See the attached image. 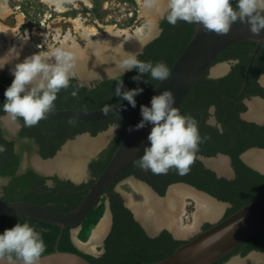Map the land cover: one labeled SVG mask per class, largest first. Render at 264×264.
Returning <instances> with one entry per match:
<instances>
[{
    "label": "trees",
    "instance_id": "1",
    "mask_svg": "<svg viewBox=\"0 0 264 264\" xmlns=\"http://www.w3.org/2000/svg\"><path fill=\"white\" fill-rule=\"evenodd\" d=\"M125 1L133 3V0ZM232 4L235 7V0H232ZM193 26L194 23H187L182 20H178L175 24H170L163 18L159 23V35L147 43L136 58L141 61H152L153 63L163 61L169 69L189 41L193 33ZM255 46L252 42H239L225 49L214 62L237 60V64L231 68L227 75L220 78L209 79L206 77L207 73L205 72L190 90L180 107L182 114H191L198 123L200 119L204 121L209 116L207 109L210 106L215 107V117L222 123V131L218 132L215 128L204 126L201 122L198 128L202 141L198 144L195 155L202 152L205 156H214L217 152H221L229 156L235 172L234 180L228 181L216 178L214 173L205 169L194 156L193 163L183 174L175 168H170L166 173L161 174H156L149 170L152 173L149 178L152 181L149 182L159 196H163L167 186L172 183L181 182L188 184L218 201L229 204L221 218L222 220L243 205L264 194V175L249 168L239 158V155L248 148H264V125L257 126L241 122L240 130L237 129L233 133L231 131L233 122L226 121V124L223 122L226 119L225 112L227 110H229V114L234 115L245 110L243 105L237 110L231 108L234 104H232V99H234L241 88V83L244 81L245 68ZM255 62L263 65L258 73H264V46L256 54L253 63ZM136 75H138L136 69L126 71L115 78L100 81L91 88L81 86L75 78H70L69 86L61 89L57 94V99L51 110L101 109L124 101L122 97L124 91L139 87L143 89L142 94H144L160 81L152 79L148 73L140 74L141 80L134 81L132 77ZM250 78L251 76L248 78V84ZM12 80L6 77L5 71L0 73V84L4 83L8 87ZM245 94L247 96L258 94L261 98L264 97V91L261 88L251 94L246 92ZM4 100V97H0V103H4ZM0 112L3 113L4 110L2 109ZM138 115L139 112H130L96 122H80L76 120L51 121L53 122L52 124L56 123L64 128V136L58 140L49 154H42V157H51L66 140L72 139L76 134L88 132L91 136H95L109 126H118L113 140L88 165L90 175L95 179ZM39 122L43 121L40 120ZM51 122L45 121L46 124ZM36 140L39 143H43L38 137ZM208 143L216 146L205 147L204 144ZM3 144L4 141L0 138V177L9 178V183L3 188L0 202L27 201L56 212H66L72 210L80 203L84 195L80 191L93 182L91 180L87 184L80 185L56 182L54 187L45 188V197H43L38 194L39 190L34 184L35 182H41L42 178L30 170L24 175L16 176L15 172L18 168L19 156L10 152V143H5L6 146ZM139 166L140 163L138 161L123 174L135 171ZM109 198L113 224L105 240L104 252L97 257L85 254L75 246L70 236V227L61 228L23 216H3L0 217V233L6 228L13 227L17 222L27 220L43 235L46 248L41 255L55 250L71 252L83 257L90 264H151L169 256L179 245L185 242L173 239L167 231H161L157 236L149 237L144 229L133 219L132 213L122 206L118 194L111 195ZM102 200L103 198L100 199L99 205L91 209L80 223L81 230L78 234L80 240H85V235L101 217L104 210ZM210 226L211 224H204L202 230ZM251 251L264 252V227L249 237L229 255L212 264H224L232 256L239 255L243 257Z\"/></svg>",
    "mask_w": 264,
    "mask_h": 264
},
{
    "label": "water",
    "instance_id": "2",
    "mask_svg": "<svg viewBox=\"0 0 264 264\" xmlns=\"http://www.w3.org/2000/svg\"><path fill=\"white\" fill-rule=\"evenodd\" d=\"M158 16H161V12L158 13ZM239 42H252L256 45L245 68L244 82L242 84V91L240 93L242 94L248 80V73L253 60L260 48L264 46V30H261L258 35L253 34L250 31V25L248 23H242L239 19H237V21L231 24V27L227 33L217 34L215 32L206 30L202 25L194 23L193 33L189 41L179 56L176 58L172 66L169 68V76L165 80L159 81L148 92L136 96L135 108L131 107L128 102L124 100L114 105L96 110L53 109L46 113L42 120H76L80 122H96L130 112H139L137 119L130 126L131 128L135 129V125H137L142 119L140 115V106L146 105L150 107L151 98L154 95L161 94L164 90H170L172 92L174 98V103L172 106L181 112L180 107L184 99L205 72H208L210 76L222 75L227 72L228 63L226 62L225 65H222L224 70L215 73L213 69L216 67H221V65L214 67L220 63H215L214 61L225 49ZM139 49L140 47L134 44L129 51H123L122 53L111 56L104 61H102V58L96 59L93 56L86 57L83 61L78 60L74 63V67L72 69L74 75H72L71 78H75L81 86L86 88H91L100 81H106L115 78L124 72L123 60L129 59L133 55L136 57L139 54ZM6 53L2 54L0 57L4 56ZM7 58L12 61L7 64L4 69H7L8 74L12 76L9 70L13 68L16 63L22 62V59L13 58L11 54H9ZM6 88V85L0 84V96H4V91ZM254 101L258 103H264V98H254L253 102ZM262 111L264 112V109ZM249 113L252 114V111L250 110ZM130 127L123 135L102 171L93 180V182L84 189V196L75 208L66 212H56L31 202L5 201L0 202V217L23 216L61 228L70 227L71 239L78 248L80 245L73 236L72 230L80 225L91 209L99 205L100 199L107 188L120 175L135 165L144 154V149L150 146V141L147 139L152 127L150 123L145 122V126L143 128L131 131L129 130ZM113 131V127H108L106 130L97 133L95 136H91L88 133L76 135L73 139L67 140L53 157L42 159L34 156L32 159H35L41 164L50 163L59 158L60 153L66 146L74 144L79 138H87L92 140L107 134L108 138L102 143V145H100V148L96 152L88 154L83 160V174L81 178H73V175H71L69 172H63L60 169L47 170L49 171L48 173L52 174L53 172H56L60 177L69 178L73 182L78 183L84 178L86 174V167L89 161L95 158L97 154L105 147L107 141L112 136ZM248 152L256 153V155L259 156L260 159L258 160L257 164L250 163L245 160L244 155H246ZM261 157H264V148H250L240 156V159L245 163V165L264 175V161ZM220 158L226 162L228 171L226 170L225 172H219L210 166L209 162ZM199 159L205 164L206 167L212 169L218 176H225L226 172L229 173L230 171L228 167L230 161L228 157L224 155L218 154L215 158L206 159L200 157ZM32 166L35 170L40 171L33 164ZM176 185L190 188L193 191L204 195L205 197L212 200L216 205L220 206L221 210L218 212L216 218L220 215L223 207L228 205L227 203L218 201L207 193L197 190L185 183L171 184L168 186L163 196H158L157 194H154L153 192L152 193L158 200H161L167 195L168 190L172 186ZM130 211L133 214L134 220L146 230L149 236L156 234V231H148L144 225V222L141 220V217H136L132 209ZM104 214L109 216L108 207H106ZM214 219H208V221ZM263 227L264 194L252 202L243 205L228 217L213 223L211 222V226L209 228L205 230H199L193 236L187 238L185 242L179 245L169 256L151 264H212L229 255L234 249L244 243L253 234L260 231ZM162 229H164V227L159 228V230ZM166 230L171 232L174 238L182 237L180 235L174 234L170 229ZM187 236L189 235H186V237ZM251 254L263 255L264 252L251 251L244 257L235 255L230 257L227 261L230 259L244 260ZM38 264L90 263L78 254L55 250L51 253L41 255ZM246 264L264 263L253 262Z\"/></svg>",
    "mask_w": 264,
    "mask_h": 264
},
{
    "label": "clouds",
    "instance_id": "3",
    "mask_svg": "<svg viewBox=\"0 0 264 264\" xmlns=\"http://www.w3.org/2000/svg\"><path fill=\"white\" fill-rule=\"evenodd\" d=\"M161 0H147V7H158ZM160 10L162 18L170 24L178 20L202 25L206 30L225 34L237 19L250 25V31L258 35L264 30V0H162ZM19 58L20 52L15 47L0 57V71L12 60ZM72 53L63 48L37 51L24 57L22 62L11 68V84L4 91L3 110L20 118L26 126H32L42 120L53 107L57 94L69 86L74 75ZM124 72L136 69L138 75L134 81L141 80V75L148 73L152 79L163 81L169 76V69L163 61H141L134 55L123 60ZM123 72V73H124ZM257 83L264 86V73L257 78ZM142 88H134L122 93L124 100L135 108V97L142 94ZM174 98L170 90L154 95L150 107L140 106L141 121L135 129L152 125L147 137L150 146L144 149L139 160L140 166L153 173H166L170 168L185 173L193 163L195 152L202 137L198 121L191 114H182L173 107ZM214 106H210L212 111ZM118 127V126H116ZM130 127L131 130H135ZM46 244L43 235L27 220L17 222L13 227L0 233V264H38Z\"/></svg>",
    "mask_w": 264,
    "mask_h": 264
},
{
    "label": "bare ground",
    "instance_id": "4",
    "mask_svg": "<svg viewBox=\"0 0 264 264\" xmlns=\"http://www.w3.org/2000/svg\"><path fill=\"white\" fill-rule=\"evenodd\" d=\"M42 3L47 4L52 8L53 12H65L64 3L70 2L75 4L81 2L85 6H91V0H40ZM141 11L139 18L143 19L141 26H132L126 28H119L114 24H101L96 21L95 25H87L77 16L69 17L67 22L70 27L57 22L53 27L48 26L46 32L32 30L22 33L21 26L25 23L23 14L15 11L9 5V0H0V36L6 39L7 45L10 48L15 47L20 52V59L29 56L37 51V48L46 45V51L51 50L53 44H59L57 48H63L65 51L72 53L73 63L78 60L83 61L86 57L93 56L96 59L102 58V61L109 57L116 55L119 52L131 49L134 44L141 42L149 35L154 24L155 10H161L162 0L158 7H147V0H137ZM78 6V5H77ZM18 8V7H17ZM11 16H14L13 23H10ZM97 27L104 30L103 38L100 35ZM151 34V33H150ZM41 37V43L35 44L31 41V37ZM51 37V38H49ZM95 38V40H93ZM78 39L85 41V46H79ZM49 41V42H48ZM138 45V44H137ZM3 52V45L0 42V56ZM224 70V67H216L213 69L215 73ZM264 109V103L253 102L250 104V109L259 110ZM108 138L107 134L95 139L79 138L74 144L66 146L58 159L50 163H39L35 159L32 164L40 170L60 169L63 172H69L73 178H81L83 174L82 164L83 160L90 153L96 152L100 145ZM246 161L250 163H258L260 159L256 153L248 152L244 155ZM264 161V157H262ZM254 161V162H251ZM210 166L221 172L226 168V162L223 159H217L209 162ZM142 193L145 202L142 205H133L132 211L136 217H141L144 225L148 231L150 229H158L165 227L170 229L174 234L185 236L196 230L198 224L203 219L216 218L221 207L216 205L212 200L201 195L190 188L184 186H174L170 189L161 200H158L152 193L148 192L144 187ZM186 198L194 203L195 210L190 216L186 212ZM109 217V216H108ZM108 217L105 214L93 229L90 239L86 243H79L83 248L89 251H94L98 244L99 238L105 233L108 226ZM159 230V229H158ZM157 230V231H158ZM76 239V238H75ZM253 262L264 263V254L255 255L251 254L244 260L231 259L227 264H246Z\"/></svg>",
    "mask_w": 264,
    "mask_h": 264
},
{
    "label": "flooded vegetation",
    "instance_id": "5",
    "mask_svg": "<svg viewBox=\"0 0 264 264\" xmlns=\"http://www.w3.org/2000/svg\"><path fill=\"white\" fill-rule=\"evenodd\" d=\"M222 62H227L228 63V70H227V72L225 74H222V75H219V76H210L208 74V72H207L206 77L209 78V79H216V78L223 77V76L227 75L228 72H230L231 68L235 64H237V60H225V61H222ZM262 67H263V65H260L259 62L252 63V65L250 67V70L251 69H253V70L251 72L249 70L250 74L248 73V78H249V76H251L249 84H248V80H247L246 86H245L242 94H240L241 91H242V84H243V83H241V88L239 89V91H238L237 95L234 97V99H232V104L233 103L234 104H233V106L231 108H233L234 110H237L241 105H243L245 107V110L239 112L237 115L229 114L230 113L229 110H227L225 112L226 119H224L223 122H224V124H226V121L231 122V123L233 122V124H232V130H231L233 133H235L237 129L240 130V126L242 125L241 122L251 123V124H254V125H257V126H263L264 125V112L261 110V108H260V111L258 112V115H256L255 112H254V114H253V112H252V114L249 113V111L251 110L250 109V104L253 103V99L254 98H261L258 94L252 95L251 93L254 92L255 90H258V88H261L264 91V86H262V84H258L257 83V78L262 74V73L259 74L258 72H259V70ZM3 71H5L6 77H9V78L13 79V77L8 74V72H7L6 69H3L2 71H0V73L3 72ZM3 85H5V84L3 83ZM245 92L247 94H251V95L250 96H247L245 94ZM0 97H4V96L1 95ZM209 108L207 109V113H208L209 116L204 121L202 119H200V122L198 123V125H200V123L202 122V124L204 126H207L209 128H215L216 130H218V132H221L222 131V128H223V125L215 117V107L213 108L212 111H210ZM2 109H3V103H0V111ZM181 113H182V111H181ZM42 121L43 122H39L37 125L26 126L24 124V122H23L22 119H20V118H13L11 114L6 113L5 111L3 113L0 112V138L4 141V144L3 145L6 146L5 143L6 144L7 143H10L11 144L10 152L12 154H14V155H18L19 156L18 168H17V170L15 172V175L16 176H21V175H24L28 170H30L35 175L41 177L42 178L41 182H35L34 184L36 185V188L39 190L38 191V194L42 195L43 197H45V188H52V187H54L56 182L57 183L68 182V183H71L73 185H80V184H87L89 181L94 180V177H92L90 175V171L88 169V165L90 164L91 161L95 160L97 158V156L113 140V138H114V136L116 134V131H117V127L116 126H109V127H113L114 128V133L110 137L108 144L105 145V147L97 154V156L95 158H93V159H91L89 161V163L87 164V167H86V174H85L84 178L80 182L75 183L72 180H70L69 178H62V177H60L56 172H53L51 174V173H48L49 171H47V170H44L43 171V170H40L39 169L41 171L40 172V171H37V170H35L33 168V166H32V160L33 159L32 158L34 156L35 157L42 158V159L51 158V157H53L58 152V150H60V148L62 147V145L67 141L66 140L58 148V150H56L54 152V154L51 157H45V158H43L42 157V154H45V155L46 154H49L50 151H51V149H53L55 147V145L58 142V140L62 136H64V128L62 126H59V124H56V123L52 124L53 122H51V121H50L51 123H49V124H46L45 123L46 120H42ZM52 121H56V120H52ZM83 133H88V132H83ZM83 133H80V134H83ZM76 135H79V134H76ZM37 137H38L39 140L43 141V143L37 142V140H36ZM204 146L210 148V147L216 146V145H213L211 143L210 144L208 143V144H204ZM253 148H256V147H253ZM204 149H207V148H204ZM248 149H250V148H248ZM248 149H246L245 151H247ZM243 153H241L239 155V158H240V156ZM218 154L219 155H224L221 152H217L214 156H205L202 152H199L198 154L195 155V159L198 160L205 169L213 172L216 178H222V179H225V180H228V181L234 180V178H235V172H234V169L232 168L231 159H230L229 156L224 155V156L228 157V159L230 161V163L228 165L230 171H229V173L226 172L225 176L224 175H221V176L216 175V173L212 169L206 167L205 164L199 159L200 157L206 158V159L207 158H215ZM251 162H254V161H251ZM249 168H251V167H249ZM226 170H227V167L224 169V171L221 170V172H225ZM122 175H120L107 188V190L105 191V193L102 196L104 198L105 206L108 207V209H109V217L107 216L108 217V226H107L106 231L104 233L105 235L103 234L104 235V236L102 235L103 238H102V236L99 238V240L101 238H102V240L100 242L98 241L99 242V245H97V247H98L99 250L98 251L97 250H94V251H96L97 255H93L91 253H87V252H84V251H81L80 250L81 252H83L85 254L93 255L95 257L101 255L104 252L105 240L108 237V235H109V233L111 231L112 224H113V217H112V213H111V210H110V198H109V196L114 195V194H118L119 197H120V199H121L122 206L124 208L128 209L129 211L132 209L130 206H127L125 204L124 197L120 194V192H118L115 189V186L117 184H120L122 182H125L128 179H132V180L137 181L138 183H140L141 186H144L145 189L148 192H150V193L153 192L154 194H157L155 192V190L153 189V187L151 186L150 182H149V181H152L151 179H149L152 176L151 171H149L147 169H144V168H141V166H139L135 171H130V172H128L126 174H122ZM8 183H9V178H7V177H0V195L2 194L3 188L6 187L8 185ZM179 183H181V182H179ZM172 184H174V183H172ZM170 185H168V186H170ZM168 186H167V188H168ZM86 187H84L80 192H83ZM167 188H166V190H167ZM166 190H165V192H166ZM15 201H20V200H15ZM133 205H135V204H133ZM221 218H220V220H221ZM204 224H211V223L208 222V221H206L202 225H200L198 229L199 230H202ZM158 229H152V230L150 229V231H153V232L156 231V234H154L153 236H149L147 234V232H146L145 229H144V231L146 232V234L149 237H155L161 231H167L166 230L167 228H165V227L162 230H158ZM169 233L171 234V232H169ZM171 236H172V234H171ZM172 238L175 239V240H182V241H185L186 240L183 237L174 238L172 236Z\"/></svg>",
    "mask_w": 264,
    "mask_h": 264
},
{
    "label": "rangeland",
    "instance_id": "6",
    "mask_svg": "<svg viewBox=\"0 0 264 264\" xmlns=\"http://www.w3.org/2000/svg\"><path fill=\"white\" fill-rule=\"evenodd\" d=\"M9 5L12 8H15V11L21 12L23 14L25 23L21 26L20 31L22 33H25L29 31L31 33L32 30H38L40 32H46L48 26L53 27V25L57 24V22L64 24L67 27H70V23L67 22V19L69 17H80L85 24L87 25H97L96 21L100 22L101 24H114L117 25L119 28H126V27H132V26H141L143 24V19L144 18H139V12L141 11L140 6L137 2V0H133V3L125 0H91V6H85L81 2H76L75 4L70 3V2H65L64 7H65V12L58 13V12H53L52 8L49 7L47 4L42 3L40 0H9ZM78 5V6H77ZM18 7V8H17ZM162 6H160V9H162ZM156 12L153 13L154 15V24L153 28L151 30V34L149 33L146 38H144L143 41L138 42L137 46L140 47L139 52L141 53L143 47L152 41L154 38H156L159 33H160V28H159V23L163 19L162 16H158V13H160V10H155ZM27 12V13H26ZM14 16H11L10 23H13ZM98 31L100 32V35H104V30L102 28L97 27ZM51 38V37H49ZM103 38V36H102ZM95 40V38H93ZM31 41L34 42L35 44L41 43V37L39 36H34L31 37ZM79 43V46L84 47L85 46V41L78 39L77 40ZM0 42L3 45V52L6 51L8 52L9 46L7 45L6 39L2 36H0ZM49 42V41H48ZM49 44L52 46V49L57 48L59 44H53L52 41L49 42ZM47 46L42 44L39 48H37V51H46ZM128 49L127 51H129ZM36 51V52H37ZM126 51V50H125ZM121 53V52H119ZM117 53V54H119ZM3 54V53H2ZM114 56V55H113ZM226 62H220L216 66H222L225 65ZM213 67V68H214ZM7 70V69H6ZM219 76V75H215ZM259 110L254 109L252 112L256 115H258ZM114 133V131H113ZM112 133V135H113ZM109 140L107 141L106 145L108 144ZM262 158V157H261ZM226 167V166H225ZM177 186V185H176ZM180 186V185H178ZM144 186H141L140 183L137 181H134L132 179H128L125 182H122L120 184H117L115 186V189L120 192V194L124 197V202L127 206H130L132 208V204L136 205H142L145 202L143 193H142V188ZM174 186H172L173 188ZM145 188V187H144ZM170 188V189H172ZM169 189V190H170ZM168 190V191H169ZM168 193V192H167ZM166 197V196H165ZM103 198V197H102ZM101 198V199H102ZM103 203H104V210L97 221V223L88 231V233L85 235V240H80L79 238V232L81 230V227L78 226L74 228L73 231V236L76 238L77 241L81 243H86L90 239L91 231L96 227L98 222L105 216L104 212L106 210L104 198H103ZM186 212L187 215L190 216L191 213L195 210L194 208V203H191V200L186 198ZM229 207V205H226L223 207L220 215L215 218L214 220H207L203 219L200 221L199 226L202 225L204 222H216L220 220V218L223 216L225 210ZM133 209V208H132ZM199 228V227H198ZM198 228L196 230L192 231L189 236L186 237L182 236L184 239L189 238L190 236H193L196 232H198ZM105 235V234H104ZM103 235V236H104ZM102 236V238H103ZM102 238L99 240V242L102 240ZM99 242L97 245H99ZM78 249L87 253H91L93 255H97L96 251H89L86 248H83L81 245L78 246ZM95 250H99L98 247H95ZM231 260V259H230ZM229 260V261H230ZM229 261H227L224 264H227Z\"/></svg>",
    "mask_w": 264,
    "mask_h": 264
}]
</instances>
